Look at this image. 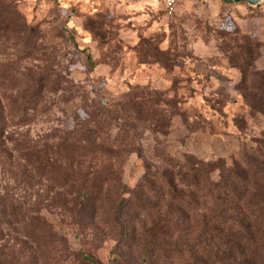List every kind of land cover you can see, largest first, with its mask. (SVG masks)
Listing matches in <instances>:
<instances>
[{"label": "rangeland", "instance_id": "rangeland-1", "mask_svg": "<svg viewBox=\"0 0 264 264\" xmlns=\"http://www.w3.org/2000/svg\"><path fill=\"white\" fill-rule=\"evenodd\" d=\"M163 5L0 0V198L31 210L25 225L0 220L16 264H240L201 252L230 249L223 220L246 217L258 194L264 3L191 0L172 17ZM26 147L78 185L37 173Z\"/></svg>", "mask_w": 264, "mask_h": 264}, {"label": "trees", "instance_id": "trees-1", "mask_svg": "<svg viewBox=\"0 0 264 264\" xmlns=\"http://www.w3.org/2000/svg\"><path fill=\"white\" fill-rule=\"evenodd\" d=\"M88 63L90 68L94 67L92 58L90 56H88ZM42 83L43 82L41 81L39 82L40 88L42 87ZM30 100L32 101V98ZM1 129L4 132L6 129V125H2ZM7 139L14 142L11 137ZM17 142L19 141L16 140L15 144ZM21 144L22 147H24L25 142L23 141L21 142ZM19 150L22 152V155L25 158V161H27V164L33 166L37 173H49L51 175V179L60 184L62 188L69 187L71 189H74L80 182L79 176L76 174L75 170L72 167L63 169V167H61L57 163L51 162V160L47 159L46 155L42 157L39 155V153L30 154V150L27 147L24 149L20 148ZM256 162L257 171L256 175L254 176L255 183L253 184L255 185L258 194H253L250 198V202H248L246 205L249 214L243 218L239 217L240 219L238 220L224 219L221 227H223L224 230L227 231L225 236L231 239V247L230 249H228L227 246H225L222 250H213L211 246L205 245L201 252V254L204 256V259L222 260L229 255L237 254L241 260L240 264H264V157L261 159H257ZM195 168L196 163H193L191 165L187 163L186 168L182 167V171L183 175L185 173L190 177V180L194 185H198L199 177L197 175L198 172ZM183 175H181V177ZM225 179L223 180H230L234 184L242 185L243 183H246V178L238 175H228L227 179ZM242 192L243 189L241 192L236 191V195H234L233 197L244 199L242 198ZM84 196L87 200V195ZM85 199L83 201H85ZM0 201L2 205V208L0 209L1 221L6 220L8 225H25L28 222L27 218L30 217L29 215L31 214V210L24 209L23 206L19 205L16 200H9L6 197L0 198ZM32 220L34 221L32 232H36V229L40 230V233H36V238H42L45 242L50 241L53 237L52 233L44 231L45 228H43V226L40 224L39 219L34 218ZM204 229L210 234L216 231V229L211 230V228H208L206 225L204 226ZM3 233H5L4 227L0 223V237H3ZM26 237H28V234L26 235ZM6 249L7 248L5 246L3 247L0 245V264H16L13 256H11L9 252H6ZM153 249L165 251L168 248L163 244L149 247L145 251V257H147L149 255V251H152ZM169 251L176 254L181 253V250L177 247L169 248ZM188 251L193 258H196L192 254V251L190 249H188ZM85 258L87 259V256H85Z\"/></svg>", "mask_w": 264, "mask_h": 264}, {"label": "built area", "instance_id": "built-area-1", "mask_svg": "<svg viewBox=\"0 0 264 264\" xmlns=\"http://www.w3.org/2000/svg\"><path fill=\"white\" fill-rule=\"evenodd\" d=\"M190 0H164V12L167 17H172L177 14L181 6Z\"/></svg>", "mask_w": 264, "mask_h": 264}, {"label": "water", "instance_id": "water-1", "mask_svg": "<svg viewBox=\"0 0 264 264\" xmlns=\"http://www.w3.org/2000/svg\"><path fill=\"white\" fill-rule=\"evenodd\" d=\"M235 4H245L249 7H258L262 3H264V0H233Z\"/></svg>", "mask_w": 264, "mask_h": 264}, {"label": "crops", "instance_id": "crops-1", "mask_svg": "<svg viewBox=\"0 0 264 264\" xmlns=\"http://www.w3.org/2000/svg\"><path fill=\"white\" fill-rule=\"evenodd\" d=\"M191 1V0H190ZM181 8V7H180Z\"/></svg>", "mask_w": 264, "mask_h": 264}]
</instances>
